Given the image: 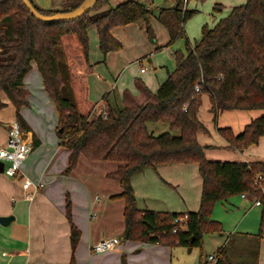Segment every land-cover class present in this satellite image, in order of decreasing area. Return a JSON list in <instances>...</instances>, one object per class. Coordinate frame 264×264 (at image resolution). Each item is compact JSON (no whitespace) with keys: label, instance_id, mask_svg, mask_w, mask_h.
<instances>
[{"label":"trees","instance_id":"obj_1","mask_svg":"<svg viewBox=\"0 0 264 264\" xmlns=\"http://www.w3.org/2000/svg\"><path fill=\"white\" fill-rule=\"evenodd\" d=\"M40 13L50 15L75 9L83 0H64L59 10H45L29 0ZM151 0H125L105 8L110 0H96L93 7L71 20L44 22L36 19L22 0H0V92L14 105L16 119L23 130H29L20 116L28 105V92L23 78L34 62L41 74L45 91L57 113L59 145L70 150L64 173L76 167L78 158L117 163L107 177L118 181L122 191L110 196L124 201L123 238L137 242L199 247L206 233L222 232L221 222L211 218L218 200L235 194H250L262 206L260 228L264 227V163L219 161L206 158L204 145L197 139L206 127L198 117V97L209 95L216 120L224 110H261L237 134L230 127L216 131L228 147L244 150L264 136V0H245L234 5L214 26L201 28L199 40L193 43L185 35L184 24L195 10L186 9L188 0H173L171 8H161L157 20L165 26L169 43L185 39V53L174 52L175 68L153 94L154 101L121 108H107L91 119L95 102L88 97L87 76L93 71L89 60L88 29L95 27L98 48L103 56L122 48L112 36L115 26L142 20L147 37L155 42L149 24ZM220 3L214 10H220ZM62 50L67 68L66 86L72 98L63 94L64 79L58 66V49ZM159 46L156 47L158 49ZM199 87L195 91V86ZM5 103L0 101V108ZM163 122L177 134L150 133L148 123ZM62 132L58 133V129ZM33 146L37 139L33 134ZM172 163H195L202 178L199 206L185 213L140 210L130 177L144 167L155 168ZM186 216L185 226L173 224V218ZM65 216L70 224L71 260L80 237L73 223L71 201L66 195ZM176 226V232L172 229ZM216 260L199 264H232L224 248L216 252Z\"/></svg>","mask_w":264,"mask_h":264},{"label":"crops","instance_id":"obj_2","mask_svg":"<svg viewBox=\"0 0 264 264\" xmlns=\"http://www.w3.org/2000/svg\"><path fill=\"white\" fill-rule=\"evenodd\" d=\"M33 1L45 10H59L64 2V0ZM122 1L125 0H110L105 8L114 7ZM243 2L245 0H213V4L220 3L222 7L225 3L228 4V9L224 10V13H228L232 6ZM173 5V0L148 2V7L152 10L149 23L157 20L161 8H171ZM185 8L190 9L188 1L185 3ZM219 18L215 20V23ZM157 22L168 34L165 26L158 20ZM156 26L158 30L159 25ZM157 30H153L154 35ZM111 34L122 43V48L110 51L103 56L98 48L95 27L88 29L89 50H94L95 57V60H92L93 58L89 56L95 71L87 76L88 97L95 102L90 115L91 119L109 107H129L147 100L154 101L153 94L158 86L165 80L167 73L175 68L170 56L171 62L164 59V62L170 64L166 66L158 59L160 53L155 54L152 50L153 46L157 47L161 44L156 36V44L148 45V52L141 54L140 47L136 45L138 42L136 36L144 35L148 39L146 26L142 20L115 26ZM169 39L168 36L167 43ZM143 57H147L146 60L151 64L152 69L145 68L141 71L143 66L140 60ZM131 67L137 69V75L128 79L126 72ZM31 77L35 79L34 87L29 83ZM23 88L28 92V105L21 107L19 113L29 129L24 130V136L30 142L31 149L28 157L21 163V170L33 181L43 182L44 186L34 194L33 199L28 200L25 198L26 191L22 188L19 178L0 173V216H13L9 224H0V264L70 263V224L65 216L64 202L66 195L71 201L73 223L80 231L72 264H199L201 258L206 260L209 255L216 258L217 250L222 248L232 264H264V227L258 235L262 206L247 193L240 194V197L236 199L226 200L223 202L224 205L220 203L214 205L211 218L221 222L222 232L206 234L202 238L198 260L194 261V257H186V250L193 251V247L188 251V247L180 245L170 246L124 239V201L110 198L120 193L122 188L118 181L107 177V173L116 169L117 163L98 160L99 167L96 171L101 174L102 189L100 192L95 190L93 195L89 188L91 175L85 179L78 176L81 159H86L85 157L80 156L76 167L67 174L64 173L71 152L59 145L60 139L56 132V109L44 89L41 74L34 62L31 63V69L23 78ZM0 101L5 103L0 108V145H4L8 135L6 124L16 119V113L14 105L3 92H0ZM198 102V117L206 127V131H198L197 139L206 147L204 149L206 158L219 161L264 163V136L259 138L257 144L244 150H236L228 147L227 141L216 131L217 127H230L233 133L237 134L253 118L261 115V110H224L218 113L214 121L209 95L201 94ZM53 111L54 114L50 117ZM33 134L37 139L35 146H33ZM188 171L194 176V201L189 202L187 194L175 189V196L168 201L152 195L153 187L175 188L182 179L180 175L185 176ZM130 183L136 198V206L140 210L185 213L198 209L200 199L197 195L198 192L199 195L201 193L202 178L195 163L144 167L132 174ZM141 185L146 192H144V202H141L140 206L138 189ZM111 187L112 190H109ZM72 188L80 189L86 197L83 198L81 194H78L75 198L71 194ZM27 191L29 192L30 189ZM75 201L79 204L76 205ZM178 203H182V206ZM112 236L120 239L114 250L100 254L92 251L94 243Z\"/></svg>","mask_w":264,"mask_h":264},{"label":"rangeland","instance_id":"obj_3","mask_svg":"<svg viewBox=\"0 0 264 264\" xmlns=\"http://www.w3.org/2000/svg\"><path fill=\"white\" fill-rule=\"evenodd\" d=\"M227 5L228 4L225 3L224 7L221 6L220 10L218 11V10H214L213 0H188V7L190 9L195 8L194 14L190 18H188L185 22V29H184L185 35L189 38V41H191L193 43L194 41L199 40V38L201 36V28L203 25L206 24L208 27H211L215 23V20L218 17L221 18V16L222 17L225 16V14H227V13H224V10L228 9ZM149 24L153 30L154 29L157 30L156 25H159L157 33H155L156 34L155 36H156L158 42H160L161 44L158 45L159 46L158 49H156V46H153L152 50L154 51L155 54L160 53L158 55V59L160 60V62H164V59L169 60L171 62V59H172V61L175 64L174 54H171V52L174 53V52L179 51V52L185 53V39H184V37H179V38L175 39L172 43L168 44L167 40H168L169 34L166 33V30L157 22V20H153ZM136 38L138 41L136 45H137V47L138 46L140 47L139 51L141 52V54H146L148 52V45L156 44V42L153 43L149 39H146L144 37V35H139V37L136 36ZM147 42L150 44H148ZM165 42L167 43V45ZM90 44H92V43H90ZM134 48H135V44H134ZM125 53L128 55L127 52H125ZM89 56L91 59L93 58L92 60H95L94 59L95 58L94 57V50H89ZM169 56L171 57V59ZM146 58L147 57H143L142 62H140V64H142V66H146V68H148V69L149 68L152 69L151 64L146 60ZM129 59H131V58H129ZM161 64H164L166 66L170 65L166 61L164 63H161ZM58 66H59V69L61 72V76L63 77L64 82H65L63 94L65 96H67L68 98H72L71 90L68 87V85L66 86L67 68L65 65L62 50L60 48L58 49ZM93 71H95V70L93 69ZM126 74L128 75V79H129L130 77L137 75V69H135L133 67L128 68ZM29 83L34 87L35 79L33 77H31L29 79ZM203 94H206V93H203ZM53 114H54V111H53V113H51L50 117ZM53 119H54V116H53ZM147 129L150 133H152L154 135H158V134H161L164 132H170L173 135L178 133V131L170 130L168 125L166 123H163V122L148 123ZM212 129H213V131H215V129L213 127H212ZM81 161L82 162L80 164L78 176L81 179H85L87 176L91 175V178L89 179L90 193L93 195V192L95 190L100 192V190L102 189V177H101V174H99L98 171H96V169L99 167L98 161L97 162L88 161L84 158H82ZM107 163H110V162H107ZM164 178H166V177H164ZM180 178H182L180 180V184L176 185L175 188H170L168 186L153 187V189L151 190L152 195L153 196L155 195L159 199H163V200L168 201L169 199L172 198V196H175V190H176V191H181L183 194H187L189 202L194 201V198H195V196H194V184H195L194 176L192 174H190V172L188 171L185 176L180 175ZM159 180L162 181V179L160 177H159ZM109 190H112V187L109 188ZM138 192L140 194L139 199L141 200L140 201V206H141L142 205L141 202H144L143 201V197H145L144 192H146L143 185L140 186V189H138ZM71 194L75 198H77L78 194H81L83 198L86 197V194L82 193V191L78 188H72ZM87 194H88V191H87ZM200 195H201V193H200ZM200 195L198 192L197 198L199 197V199H200ZM99 196L101 197L102 194L100 193ZM237 197H240V194L231 195V196L227 197L226 199L218 200L216 203H220V204L224 205L223 202H225L226 200L236 199ZM72 203H73V200H72ZM74 203L76 205L79 204L78 201H75ZM195 203H196V201H195ZM179 206H182V203H180ZM213 208H214V206H213ZM97 220H98V218H97ZM206 234H211V233H206ZM206 234H204L203 237ZM200 250H201V248L196 247V246L193 247V251L187 252V250H186V257H190V258L194 257V261L198 260L200 258ZM204 254L205 253H203V255Z\"/></svg>","mask_w":264,"mask_h":264},{"label":"built area","instance_id":"obj_4","mask_svg":"<svg viewBox=\"0 0 264 264\" xmlns=\"http://www.w3.org/2000/svg\"><path fill=\"white\" fill-rule=\"evenodd\" d=\"M186 3V2H185ZM142 62V60H140ZM145 66L141 68V71L145 70ZM199 87L195 86V91H198ZM105 116V111L101 113ZM7 139L4 145H0V161L4 163L3 173L10 177H17L21 180V186L26 191L25 198L28 200L33 199L34 194L38 192L43 186L41 181H33L28 175L21 170V163L28 157L31 149V144L26 140L24 130L17 119H12L6 124ZM259 179H263L262 175H258ZM30 191L28 192L27 190ZM244 195V194H243ZM256 203L258 201L256 200ZM186 216L178 215L173 218V224L185 226ZM172 232H176V226L172 229ZM120 239L116 236L105 237L92 245V251L95 253H105L114 250L119 244ZM208 261L212 263L216 260L213 255L207 257Z\"/></svg>","mask_w":264,"mask_h":264},{"label":"water","instance_id":"obj_5","mask_svg":"<svg viewBox=\"0 0 264 264\" xmlns=\"http://www.w3.org/2000/svg\"><path fill=\"white\" fill-rule=\"evenodd\" d=\"M22 2L24 3V5L28 8V10L30 11V13L38 20L40 21H44V22H50V21H54V20H71V19H75L79 16H81L82 14L86 13L87 11H89L94 3L96 2V0H83L82 3L77 6L75 9L73 10H69V11H65V12H56L50 15H45L42 14L40 12H38L31 4V2L29 0H22ZM62 132V128L58 129V133ZM3 168H4V163L2 161H0V173L3 172ZM13 219V216H0V224L2 225H7L10 223V221ZM191 250V247H188V251Z\"/></svg>","mask_w":264,"mask_h":264}]
</instances>
